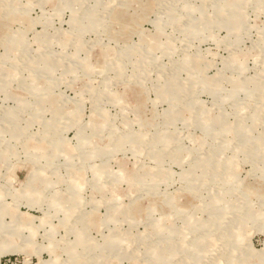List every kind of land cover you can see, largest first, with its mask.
<instances>
[{"label":"rangeland","instance_id":"obj_1","mask_svg":"<svg viewBox=\"0 0 264 264\" xmlns=\"http://www.w3.org/2000/svg\"><path fill=\"white\" fill-rule=\"evenodd\" d=\"M0 264H264V0H0Z\"/></svg>","mask_w":264,"mask_h":264},{"label":"bare ground","instance_id":"obj_2","mask_svg":"<svg viewBox=\"0 0 264 264\" xmlns=\"http://www.w3.org/2000/svg\"><path fill=\"white\" fill-rule=\"evenodd\" d=\"M19 248L14 246V245H9V244H8V246H3L2 248H0V256H1V254H4V253H11V252H15V251L18 252ZM43 263L45 264V262H43Z\"/></svg>","mask_w":264,"mask_h":264}]
</instances>
